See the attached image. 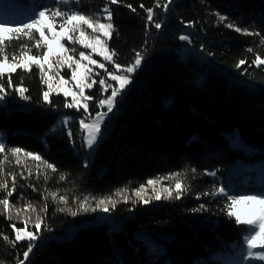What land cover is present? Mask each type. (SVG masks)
<instances>
[{
  "label": "trees",
  "instance_id": "trees-1",
  "mask_svg": "<svg viewBox=\"0 0 264 264\" xmlns=\"http://www.w3.org/2000/svg\"><path fill=\"white\" fill-rule=\"evenodd\" d=\"M67 6L89 15H100L107 6L115 29L107 41L116 53L113 59L123 66L134 62L137 52L143 59L101 124L92 157L86 154L79 125L84 111L64 107L70 98L62 92L52 91L45 102L43 92L48 89L37 67L11 73V88L7 74L0 79L5 85L0 136L6 149L39 154L56 168L53 172L22 154L16 164L10 153H0V160L8 156L0 165V181L7 183V190L0 189V199L7 197L21 210L17 219V212L10 209L13 218L8 219L0 205V262L24 260L29 241H17L13 247L3 235L15 240L11 225L25 228V216L33 221L25 230L35 232L39 214L38 239L24 264H226L222 256L241 248L248 226L237 225L226 215L228 193H203L227 184V170L236 160L253 162L264 156V65L251 64L257 54L264 58V0H118L116 4L70 0ZM145 8L154 12L152 23ZM20 14L5 15L12 18L10 26L29 20ZM220 15L227 19L221 22ZM155 22L161 23L160 29ZM230 23L258 35L237 32L227 26ZM182 35L188 39L181 40ZM32 43L26 37L13 39L7 48L9 58L14 47L19 54L22 44ZM36 51L32 48L30 54ZM240 60L246 63L237 68ZM105 64L108 71L114 70ZM100 72L103 75L97 78L111 81L105 70ZM15 86L27 89L28 98L22 99ZM108 92L98 82L87 89L93 97L92 116ZM62 114L68 115L65 127L47 132ZM234 131L243 145L230 143L227 134ZM209 170H214L213 176ZM9 173L16 177L10 197ZM174 173L179 175L172 178ZM161 178L169 183L173 198L147 205L132 198L148 180ZM175 179L186 187L180 199L174 198ZM255 186L264 188V181ZM117 190L123 191L116 195ZM60 196H66L67 203ZM86 196L87 203L113 200L109 212L116 222L97 220V210L87 204L86 210L80 209ZM29 203L36 208L30 215L24 210ZM45 205L47 210L41 212Z\"/></svg>",
  "mask_w": 264,
  "mask_h": 264
},
{
  "label": "snow or ice",
  "instance_id": "snow-or-ice-1",
  "mask_svg": "<svg viewBox=\"0 0 264 264\" xmlns=\"http://www.w3.org/2000/svg\"><path fill=\"white\" fill-rule=\"evenodd\" d=\"M79 3V0H75ZM111 4L118 3V0H109ZM171 2V0H169ZM57 3H62L68 5L70 0H57ZM161 5L158 3L157 7ZM131 8V5H128ZM144 8V5L140 6ZM167 9L168 4L163 5ZM103 16L100 15H89L83 12L69 10L61 11L59 8L54 10H49L47 8L38 11L31 18L30 21L24 23L22 26L9 28L0 23V79H3L7 74L8 83L7 87H14L11 79V73H14L17 69H23L25 71H31L32 67L35 66L39 69L41 82L48 85V90L43 92V99L45 102L49 101L50 93L54 90L52 85L53 76L49 75L54 67L60 68L66 66L71 69V80L75 81V88L78 91H74L71 87L63 90V95L65 97L71 96L72 101L70 103L66 102L64 107L66 108H76L79 111L83 108L85 113L89 112L88 101L92 100L91 95H85V89H91L93 87L92 83H89L88 80L91 79V74L94 72L93 67L104 69L107 73V77L116 82L118 86H113V84L108 83L106 79H99L98 83L102 86L104 91L111 89V95L107 96L106 99H99L98 106L101 108L107 107L106 112H97L94 118L90 116H85V118L79 121L80 129L82 132L86 133L84 136V141L89 148H91L98 139V136L101 131V124L103 123L105 117L108 113L112 112L117 97L125 89V87L130 83V75L136 71L141 65L143 59L141 53L137 52L134 57V62L128 64L126 67L116 62L113 58L116 56L114 51H111L108 47L107 41L111 38L112 33L115 31L112 23V13L107 6L103 8ZM135 11V9H133ZM147 12V21L152 23L154 21V12L151 8H145ZM59 18V20L57 19ZM219 20L221 22L225 21L227 18L220 15ZM154 26L156 29L161 28V23L155 22ZM232 27L237 32H243L246 35H254L256 33L248 32L246 29L237 27L234 23L227 25ZM88 30H91L90 32ZM38 33V38L36 34ZM258 35V34H256ZM27 38L29 41L34 43L31 46L27 44H22L20 46L19 54H17L15 47L11 58L7 54V48L11 45V41L16 39L17 41ZM181 40H187V36H180ZM6 41L8 43H6ZM261 43L264 44V39L261 40ZM67 45H80L83 49H90V52L79 51L78 59L76 58L77 49L75 47H69ZM32 48H35L36 54H30ZM247 51L252 52L253 49L249 48ZM93 53L95 55L102 57V60L108 64L113 65L114 70L108 71L104 62H99L93 58ZM245 60H240L236 67L239 68L241 65L245 64ZM251 64L256 67L264 65V58H261L259 54L255 56V59L251 61ZM73 65L75 67H73ZM47 66V70H46ZM57 76L60 75L59 71L55 73ZM99 75V73H96ZM243 74V73H242ZM69 80L60 78L57 90H59L63 85L69 84ZM15 91L20 95L22 99H27L24 93L27 91L22 86H15ZM5 94V85L0 84V99L3 98ZM91 119L90 123H86V120ZM67 124V120L64 121ZM69 136H72V133L69 132ZM10 153L11 156L16 158V164H20L21 154L24 157H30L34 161H39L45 164L46 168L51 169L53 172L56 171V168L53 164L43 161V158L39 154H34L31 152L24 151L20 148H7L6 145L0 141V153ZM8 159V156L5 155L4 160H0V165ZM193 172L195 169L192 170ZM0 173H3V168L0 167ZM12 177L13 188L12 190L7 191V196L10 197L15 191V175L9 173ZM179 174H172V178L177 177ZM214 175V173H213ZM23 179V175L21 174ZM60 179L63 180L65 177L60 176ZM159 179H150L147 181V185L153 186L154 195L151 199L157 201L161 199H170L173 198V191L171 188H162L157 191L155 185L159 184ZM0 189L7 190L6 181H0ZM35 190V189H34ZM186 190V187L182 184L180 179H175V199H180L181 194ZM123 190H117L116 195H120ZM145 192L144 186H141L138 190L135 191L136 197L144 203L148 204L149 199H146L143 193ZM163 193V195H162ZM224 195L225 190L223 188L214 189L210 192H205L203 195H212L216 196ZM50 195L55 199L56 193H50ZM89 197H84V200L80 202V209H85V204L87 203ZM127 197H125V200ZM59 200L61 202L67 203L66 196H60ZM105 200L113 203L110 198L101 199L98 202V206L105 204ZM227 200L230 203L225 205L227 209L226 215L229 219L234 218L237 225H246L247 234L244 237V240L247 245L246 256L247 258H252L259 261H264V192L254 193V194H240V195H227ZM246 204L247 207L240 211L237 209V205ZM0 205L3 206L4 212L8 213V219L13 217L10 214V209L17 212V219H19L20 209H15L14 206L10 205V202L7 197L0 199ZM204 206L201 205V209ZM25 211L31 210L35 213L36 208L29 204L25 205ZM47 210V205L40 209L41 212ZM60 211H65L61 208ZM196 209L194 211H199ZM103 211H108L107 207L103 208ZM77 212H71V215L75 216ZM25 228L29 223H33L27 216L24 219ZM42 223V217L37 214L34 227L36 229L33 231H26L25 228H17L15 225H11L15 231V240H10L9 236L3 235V240L7 243H10L15 247L17 241L28 240L27 250L23 252L24 260L18 261V264H24L25 260L29 258L30 253L33 251L35 246V241L38 239L39 230ZM256 249H261L256 251ZM2 264V262H0Z\"/></svg>",
  "mask_w": 264,
  "mask_h": 264
},
{
  "label": "rangeland",
  "instance_id": "rangeland-1",
  "mask_svg": "<svg viewBox=\"0 0 264 264\" xmlns=\"http://www.w3.org/2000/svg\"><path fill=\"white\" fill-rule=\"evenodd\" d=\"M41 1L42 0H0V23L5 24L9 28V30H11L12 28H15V27L10 26L12 24H9V22L12 20V18L8 19L7 16H6L7 17L6 18L5 17L6 14H10V13L11 14L12 13L17 14V13L21 12L20 15L23 16L22 14H24L26 17H28L29 20L27 22H29L30 18L35 13H37L38 11L43 10L45 8H47L49 10H54V9L59 8V10H61V11H69L70 10V8L67 5H64L62 3H57V0H46L45 4L40 5ZM51 1H55V2L52 3ZM63 5H64V7L62 9L61 7ZM100 15L103 16L104 13H101ZM57 19L59 20V18H57ZM22 25L23 24H21L20 26H22ZM88 31L90 32L91 30H88ZM67 46L75 47L77 49V53H76L77 59L79 58L78 57L79 51H85L86 53L90 52V49L81 50L83 48L80 45H67ZM186 48H188V46ZM92 55H93V58L96 59L97 61L105 63V61L102 60V57L95 55V53H93ZM105 66H106V64H105ZM73 67H75V66L73 65ZM90 67H93L94 72L91 74V79L88 80V82L89 83H92L93 81L98 82L99 78H97L98 75L96 73H99V75H103L102 72H100V70H104V69L97 68L96 66H90ZM46 70H47V66H46ZM66 70L68 71V74H65ZM57 71H59V73H60L59 76H57L55 74ZM49 75L53 76V80H52V85H53V89H54L53 91L63 93V90L67 89L69 87H71L74 91H78V89L75 88V81L71 80V69L67 68L66 66L60 67V68L54 67L51 71H49ZM61 77H63L66 80H69L70 83L63 85L59 90H57V85H58V82H59ZM100 77H102V76H100ZM103 78H104V76H103ZM107 82L113 84V86H118L117 84H115L116 82L115 83H112L111 81L110 82L107 81ZM95 83H93V85ZM47 89H48V85H47ZM107 91H109L110 95H111V89H108ZM85 95H88L87 89H85ZM68 97L70 98V102H71L72 97L71 96H68ZM104 99H106V98H104ZM89 101H88V106H89ZM98 108H99L98 112H106L107 111L106 106L104 108H101L98 106ZM80 110L84 111L83 108H81ZM95 115L92 116V114L89 110L88 113L84 112V115L82 116L81 119L85 118V116H90L91 118H94ZM65 120H68V115L62 114L60 116V118L56 121V123L54 125H52L47 130V132H54L55 130H57L59 128L65 127V125H66L64 123ZM90 122H91V119L86 120V123H90ZM85 135H86V133H84V135H83V142H84L85 151H86V154L88 155V157H92L96 143L91 148H89L84 141ZM227 135L229 137L230 143H232L233 145H243V143L241 142V140L238 137V134L235 131L232 132L231 134L228 133ZM0 141L3 142V139L1 136H0ZM248 169L254 170L255 173L253 176L246 173V171ZM208 172L210 173V175L213 176L214 170H209ZM227 173L229 176V180H228L227 184L222 186V188L225 190L226 193L232 194V195H240V194H254V193L264 192V188H260V187L255 186L257 184H262L264 181V156L261 157L260 159H257L256 161H253V162H244L241 160H236L232 165L229 166ZM159 180H160V183L155 185V188L157 191L161 190L162 188H171L169 186V183L166 182L165 180H163V178H161ZM143 186L145 188V192L143 193L145 198L149 199L150 202L152 200H155V199H151L154 195L153 186H149V185H147V183ZM173 189H175V186L173 187ZM135 191L132 194V198L134 200L135 199L139 200V198L136 197V195L134 194ZM162 195H163V193H162ZM111 201L114 202L113 200H111ZM155 201H157V200H155ZM98 202H99V200L96 202L92 201V202L86 203L88 206L87 207L88 209H96L97 210L96 215H95L96 219L97 220H105V221L111 222V223L116 222V220L113 219V217L110 215V212H109V206L112 205L113 203L109 202L108 200H105V204L98 206ZM142 204H144V203H142ZM145 205H147V204H145ZM104 207H107L108 211H106V212L103 211ZM246 207H247L246 204L237 205V209L240 211H243ZM27 214H29V215L32 214L31 210H28ZM128 214H130V212H128ZM73 228H74V226L72 225V226H69L68 229L71 230ZM246 249H247V245H246L245 240L243 239V244H242L240 249H237L232 254H227L226 256H222V258L226 259V261H227L226 264H264V261H259V260H255L252 258H247ZM260 250L261 249H256V251H260Z\"/></svg>",
  "mask_w": 264,
  "mask_h": 264
}]
</instances>
